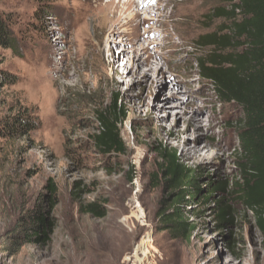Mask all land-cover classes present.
I'll list each match as a JSON object with an SVG mask.
<instances>
[{
    "label": "rangeland",
    "instance_id": "374dc122",
    "mask_svg": "<svg viewBox=\"0 0 264 264\" xmlns=\"http://www.w3.org/2000/svg\"><path fill=\"white\" fill-rule=\"evenodd\" d=\"M127 1L0 0L13 40L0 46V71L11 76L0 89V121H41L0 137V264H132L133 255L151 264H264L263 236L243 209L234 226L221 227L206 207L191 218L189 240L154 227L164 195L160 150H175L215 181L233 180L238 143L228 128L232 108L195 64L196 38L220 24L210 17L217 0H156L140 11L132 2L124 8ZM115 98L127 112V153L105 155L91 137L98 111ZM49 180L58 187L49 241L19 239L28 209L48 205ZM77 182L83 200L104 204L105 218L79 212Z\"/></svg>",
    "mask_w": 264,
    "mask_h": 264
},
{
    "label": "trees",
    "instance_id": "16d2710c",
    "mask_svg": "<svg viewBox=\"0 0 264 264\" xmlns=\"http://www.w3.org/2000/svg\"><path fill=\"white\" fill-rule=\"evenodd\" d=\"M210 17L220 24L195 40L200 54L195 59L199 76L213 87L219 103L232 108L238 143L235 159L237 176L219 181L200 166L183 164L177 152L160 150L164 195L154 212V227L173 239L189 240L195 230L193 216L211 207L221 227H232L241 209L252 214L264 240V0H217ZM8 17L0 12V46L11 47L13 40ZM11 76L0 71V89ZM234 112V113H233ZM98 132L92 143L103 154L124 155L127 146L122 124L127 118L125 106L115 98L98 111ZM36 115L16 114L0 121V137L27 134L40 126ZM209 177L204 182L205 177ZM156 177V176H155ZM204 182V183H203ZM48 205L37 203L28 209L18 238L26 242H47L54 231L52 211L58 205L57 184L49 180ZM81 182L74 185L78 210L95 218L108 215L104 204L85 201Z\"/></svg>",
    "mask_w": 264,
    "mask_h": 264
},
{
    "label": "bare ground",
    "instance_id": "6f19581e",
    "mask_svg": "<svg viewBox=\"0 0 264 264\" xmlns=\"http://www.w3.org/2000/svg\"><path fill=\"white\" fill-rule=\"evenodd\" d=\"M130 2H132V3H134L135 5H136V8H138L139 9V11H140V8H146V9H152V7H153V3H155L156 2V0H128L125 4H124V8H126L127 6H128V3H130ZM120 8V7H119ZM131 9V8H130ZM129 9V10H130ZM149 12V11H148ZM153 12V11H152ZM132 13H133V11H132ZM139 14V13H138ZM132 16V15H131ZM139 16V15H138ZM137 17V13L134 15V16H132V18H131V20L130 21H128L127 23L129 24L132 20H134V18H136ZM117 21V20H116ZM127 27V26H126ZM143 48V47H142ZM144 49V48H143ZM140 50V49H139ZM134 52H135V61L138 63V69H140L141 68V65H143L144 64V62L142 61V60H140L141 58H140V56H138L139 55V52L137 51V50H134ZM115 58V57H114ZM115 62V61H114ZM152 68V67H151ZM151 71H152V69H151ZM156 75V74H155ZM150 77V76H149ZM155 79H156V76H153V78L152 77H150L148 80H150L151 82L154 80L155 81ZM179 87H180V85L178 86V84L177 83H175L174 84V88L176 89V90H178L179 91ZM174 96V95H173ZM167 100H171V97L169 96V98H167ZM166 100V101H167ZM179 122V120H177V123ZM178 126V125H177ZM187 145H185L184 147H185V150L187 151V153H190L191 155H195L196 153H199V152H201L200 151V148L201 147H199L198 145H194L193 147L192 146H189L188 148L186 147ZM196 156V155H195Z\"/></svg>",
    "mask_w": 264,
    "mask_h": 264
},
{
    "label": "built area",
    "instance_id": "2783aa9c",
    "mask_svg": "<svg viewBox=\"0 0 264 264\" xmlns=\"http://www.w3.org/2000/svg\"><path fill=\"white\" fill-rule=\"evenodd\" d=\"M134 262L132 264H151L149 262L146 263V260L143 258V259H140L139 257L137 256H134Z\"/></svg>",
    "mask_w": 264,
    "mask_h": 264
}]
</instances>
